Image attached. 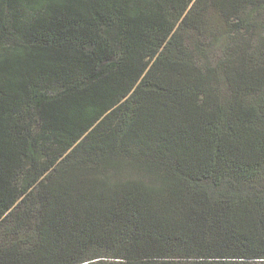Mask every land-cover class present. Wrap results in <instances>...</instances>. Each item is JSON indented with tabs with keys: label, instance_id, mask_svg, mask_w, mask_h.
<instances>
[{
	"label": "trees",
	"instance_id": "16d2710c",
	"mask_svg": "<svg viewBox=\"0 0 264 264\" xmlns=\"http://www.w3.org/2000/svg\"><path fill=\"white\" fill-rule=\"evenodd\" d=\"M0 264H264V0H0Z\"/></svg>",
	"mask_w": 264,
	"mask_h": 264
},
{
	"label": "rangeland",
	"instance_id": "374dc122",
	"mask_svg": "<svg viewBox=\"0 0 264 264\" xmlns=\"http://www.w3.org/2000/svg\"><path fill=\"white\" fill-rule=\"evenodd\" d=\"M215 14H216V12H215ZM216 17H217V23H219V25H218V28H219V26H220V17H219V15L218 14H216ZM214 32L216 31V26L214 27ZM218 32V31H217ZM216 32V33H217ZM220 55H221V52L219 51V50H216L215 52H214V54H213V59L215 58V60H217L219 57H220ZM215 56V57H214ZM47 174V173H46Z\"/></svg>",
	"mask_w": 264,
	"mask_h": 264
}]
</instances>
